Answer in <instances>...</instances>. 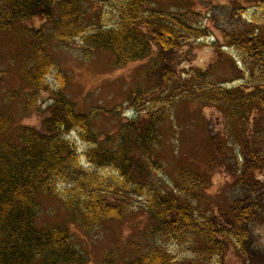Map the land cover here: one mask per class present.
<instances>
[{
    "label": "trees",
    "instance_id": "trees-1",
    "mask_svg": "<svg viewBox=\"0 0 264 264\" xmlns=\"http://www.w3.org/2000/svg\"><path fill=\"white\" fill-rule=\"evenodd\" d=\"M85 1L89 0H0V32H8L14 25L33 18L51 21L49 29L35 33L36 41L30 45L29 56L32 67L25 68L23 79L32 88L27 101L30 106L41 89L49 92L52 100L46 109L48 116L42 122L43 131L23 127L17 143L8 140L0 143V264H88L86 255L74 244L66 228L35 225L37 195L57 192L59 183L66 184L65 210L87 234L105 220H122L132 197L144 196L154 223L148 232L152 241L144 252L137 246L138 253L126 264H175L168 242L192 246L194 255L184 260L185 264H223L229 247H234L246 264H259L261 254L253 248L252 223L264 214V192L257 188L261 185L254 180L253 170L249 173L253 168L249 164L264 168V153L252 151L244 158L246 171L236 176L244 192L223 214L224 221L215 216L201 217L197 203L208 183L205 174L182 168L170 190L164 192L148 184L149 171L158 166L150 156L159 143V129L169 111L139 118L140 112L149 108L140 104L134 107L132 102L138 103L146 92L138 89L131 99L135 117L127 120L114 139L106 135L100 141L93 130V112L77 111L66 93L65 77L58 74L56 88L46 81L54 61L45 47L49 42L80 39L86 55L94 49L106 50L114 56L116 68L150 57L156 49L157 56L146 71L153 82L147 91L165 89L170 103L178 96L222 105L241 124L256 107L264 108V88L244 84L203 88L207 85V72L200 69L185 84H176L175 72L169 65L170 54L190 38L209 35L206 27L195 22L199 16L196 12L150 10L147 0H118L110 11V21L102 22V9L97 11L98 23L91 24L86 21ZM224 43L239 51L246 69L252 72V84L260 83L264 75V27L257 33L254 29L227 33ZM210 46L219 45L215 42ZM150 102L161 103L159 99ZM8 125L0 116V131ZM130 131L135 136L127 142ZM72 133L86 145L81 154L68 137ZM138 151L147 158L141 157L145 162L135 155ZM80 155L90 168L80 162ZM99 168H108L111 174L101 175L97 172Z\"/></svg>",
    "mask_w": 264,
    "mask_h": 264
},
{
    "label": "rangeland",
    "instance_id": "rangeland-1",
    "mask_svg": "<svg viewBox=\"0 0 264 264\" xmlns=\"http://www.w3.org/2000/svg\"><path fill=\"white\" fill-rule=\"evenodd\" d=\"M117 1H85L86 21L97 24V11L102 9L104 17L100 16V19L105 23L110 21V11ZM147 4L150 10L196 12L199 16L195 22L209 32L201 39L184 41L170 54L169 65L175 72L177 85L185 84L190 75L200 69L207 72V85L203 88L240 84L264 88V75L260 83L253 85L252 72L246 69L239 51L224 45L227 33H247L253 29L257 33L264 27V0L260 3H249L248 0H147ZM50 24L51 21L33 18L14 25L8 32H0V116L9 122L8 127L0 131V143L4 140L17 143L23 127L43 131L42 122L48 116L46 109L52 102L51 95L44 89L39 90L30 106L27 101L32 88L23 79V71L32 67L29 66L30 45L36 41V31L44 32ZM215 42L218 47L210 46ZM199 43L205 46H198ZM45 48L54 61L46 81L56 88L58 74L65 77L66 93L77 111L93 112V130L100 141L106 135L114 139L127 120L135 117L134 107L139 104L149 108L141 111L139 118L168 110L169 116L159 129V143L150 156L158 166L149 171V187L158 192L170 190L182 168L203 173L208 183L197 203V212L206 219L215 216L220 222L224 221L223 214L244 192L236 179L246 171L244 158L252 151L264 153V108L256 107L241 124L232 118L228 108L223 110L222 105L178 96L170 103L165 89L147 91L153 87V82L146 71L157 56L156 49L150 57L116 68L110 52L94 49L86 55L80 39L69 43L49 42ZM138 89L146 92L138 103L132 102L135 104L132 107L131 99ZM154 99L161 103L151 105L150 101ZM134 136L130 131L126 141H132ZM68 137L77 146L78 153H83L86 145L77 135L72 133ZM135 155L147 159L141 151ZM80 162L85 168L91 167L83 155H80ZM249 165L253 167L249 173L253 170L254 180L261 185L257 188L264 192V168L252 162ZM97 172L104 176L111 174L108 168H99ZM64 187L65 183H59L57 192L37 195L35 225L38 228L52 225L66 228L74 244L86 255L88 264H126L138 253L137 246L141 252L148 249L152 241L148 232L154 223L144 196L132 197L130 209L122 220H105L87 234L64 208ZM252 238L253 248L264 253V214L252 223ZM167 245L175 256V264H185L184 260L194 255L190 244L177 246L168 242ZM222 262L246 264L234 247L225 251Z\"/></svg>",
    "mask_w": 264,
    "mask_h": 264
},
{
    "label": "flooded vegetation",
    "instance_id": "flooded-vegetation-1",
    "mask_svg": "<svg viewBox=\"0 0 264 264\" xmlns=\"http://www.w3.org/2000/svg\"><path fill=\"white\" fill-rule=\"evenodd\" d=\"M260 254H261V256H259V260H260L259 264H264V253H260Z\"/></svg>",
    "mask_w": 264,
    "mask_h": 264
}]
</instances>
